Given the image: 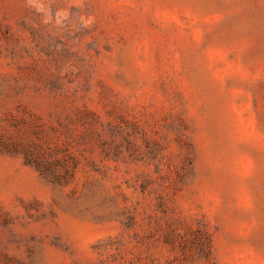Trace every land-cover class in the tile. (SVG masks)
I'll use <instances>...</instances> for the list:
<instances>
[{
	"label": "rangeland",
	"instance_id": "1",
	"mask_svg": "<svg viewBox=\"0 0 264 264\" xmlns=\"http://www.w3.org/2000/svg\"><path fill=\"white\" fill-rule=\"evenodd\" d=\"M0 141V264H264V0H0Z\"/></svg>",
	"mask_w": 264,
	"mask_h": 264
},
{
	"label": "trees",
	"instance_id": "2",
	"mask_svg": "<svg viewBox=\"0 0 264 264\" xmlns=\"http://www.w3.org/2000/svg\"><path fill=\"white\" fill-rule=\"evenodd\" d=\"M0 148L6 151H13V150L19 151L20 149L18 145L10 146L9 144H6V142H2V141H0ZM25 155L29 163L36 165L41 170L42 173H45V174L48 173L49 171L48 166L43 165L39 158H37L36 156H33L29 152H25Z\"/></svg>",
	"mask_w": 264,
	"mask_h": 264
}]
</instances>
